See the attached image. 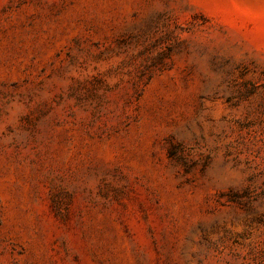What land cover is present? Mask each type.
<instances>
[{"label": "rangeland", "instance_id": "rangeland-1", "mask_svg": "<svg viewBox=\"0 0 264 264\" xmlns=\"http://www.w3.org/2000/svg\"><path fill=\"white\" fill-rule=\"evenodd\" d=\"M0 264H264V0H0Z\"/></svg>", "mask_w": 264, "mask_h": 264}]
</instances>
